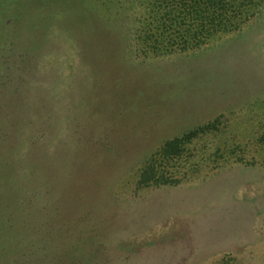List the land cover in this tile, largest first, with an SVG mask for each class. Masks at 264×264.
Wrapping results in <instances>:
<instances>
[{
  "label": "rangeland",
  "instance_id": "obj_1",
  "mask_svg": "<svg viewBox=\"0 0 264 264\" xmlns=\"http://www.w3.org/2000/svg\"><path fill=\"white\" fill-rule=\"evenodd\" d=\"M0 264H264V0H0Z\"/></svg>",
  "mask_w": 264,
  "mask_h": 264
},
{
  "label": "trees",
  "instance_id": "obj_2",
  "mask_svg": "<svg viewBox=\"0 0 264 264\" xmlns=\"http://www.w3.org/2000/svg\"><path fill=\"white\" fill-rule=\"evenodd\" d=\"M18 2L22 1V0H17ZM15 50V49H14ZM186 139H189L190 136L186 135L185 137ZM184 141V139H174L172 141H169L168 143H166V145L164 146L163 150L161 151V154L163 156H169L171 154L176 153L177 151H179V147L180 144H182V142ZM160 173L157 172L155 166L153 165V162H150V165L145 168L141 174V178H142V182L144 184L150 183V182H154V181H160L159 180V175ZM161 178H163L161 176Z\"/></svg>",
  "mask_w": 264,
  "mask_h": 264
}]
</instances>
